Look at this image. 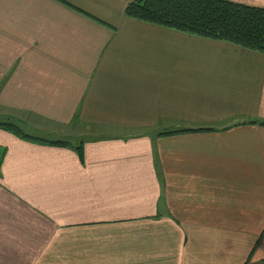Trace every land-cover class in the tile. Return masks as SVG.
<instances>
[{
    "label": "crops",
    "instance_id": "obj_1",
    "mask_svg": "<svg viewBox=\"0 0 264 264\" xmlns=\"http://www.w3.org/2000/svg\"><path fill=\"white\" fill-rule=\"evenodd\" d=\"M132 1L0 0V121L83 146L0 129V264H264V53Z\"/></svg>",
    "mask_w": 264,
    "mask_h": 264
},
{
    "label": "trees",
    "instance_id": "obj_2",
    "mask_svg": "<svg viewBox=\"0 0 264 264\" xmlns=\"http://www.w3.org/2000/svg\"><path fill=\"white\" fill-rule=\"evenodd\" d=\"M125 15L140 21L204 38L230 42L264 53V7L231 0H133L125 8ZM0 129L13 133L20 139L73 148L83 158V146L73 145L68 140H51L31 135L10 120L0 121ZM204 130H212V128L180 129L159 134L170 135ZM6 152L7 148L0 145V173ZM263 234L264 231L259 240Z\"/></svg>",
    "mask_w": 264,
    "mask_h": 264
},
{
    "label": "rangeland",
    "instance_id": "obj_3",
    "mask_svg": "<svg viewBox=\"0 0 264 264\" xmlns=\"http://www.w3.org/2000/svg\"><path fill=\"white\" fill-rule=\"evenodd\" d=\"M162 42H163L162 44H164L165 46L168 45V44H172V45L178 44V46H179L178 55H182V57L184 56L183 58H185V54H186V51H187V50H185L186 49L185 46L191 45V43H189L188 41L184 40L183 38H177L176 34L166 36L164 38V41H162ZM164 55H165V53H164ZM10 113H11L10 111H6V110H3V109H0V114H2L4 117H6V115L10 114ZM16 124H18L27 133H30V134H33V135H36V136L49 138V139L58 138L57 137L58 135H54V134L47 135L46 133L31 129L30 127L26 126L25 124H22V123H20V124L16 123ZM80 129L82 131H79V132L76 131V132H74V134L78 135L80 133H83V134L86 133L85 131H87V126H84L83 129L81 127ZM74 138H81V136H74ZM76 143H80V141H78Z\"/></svg>",
    "mask_w": 264,
    "mask_h": 264
}]
</instances>
